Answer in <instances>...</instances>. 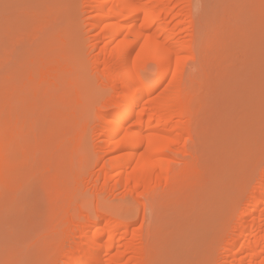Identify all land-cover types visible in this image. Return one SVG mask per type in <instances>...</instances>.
Returning <instances> with one entry per match:
<instances>
[{"label": "rangeland", "instance_id": "374dc122", "mask_svg": "<svg viewBox=\"0 0 264 264\" xmlns=\"http://www.w3.org/2000/svg\"><path fill=\"white\" fill-rule=\"evenodd\" d=\"M85 1L0 0V264H65L97 211L113 225L133 220L117 234L143 248L141 264L221 260L264 171V0H192L183 37L194 49L179 72L193 139L167 162L172 179L150 191L146 213L111 191L100 114L115 93L86 70L106 40ZM139 62L153 83L154 65Z\"/></svg>", "mask_w": 264, "mask_h": 264}, {"label": "bare ground", "instance_id": "6f19581e", "mask_svg": "<svg viewBox=\"0 0 264 264\" xmlns=\"http://www.w3.org/2000/svg\"><path fill=\"white\" fill-rule=\"evenodd\" d=\"M85 2V6L93 5L91 28L101 29L95 39L106 40L99 56L88 57L87 75L102 74L101 85L112 87L115 93L105 98V112L100 114V127L110 132L111 191L122 189L124 198H133L146 213L150 191L172 179L167 162L178 160L182 145L187 150L186 143L193 139L194 118L183 96L179 72L182 54L194 49L193 40L183 37L192 0ZM143 59L155 67L153 83L142 73L145 63L139 61ZM4 152L0 138V181ZM247 192L243 197L247 211L233 223L228 239L219 241L225 242L222 259L210 255L208 264H264V171L258 185ZM99 213L86 218L80 236H88L91 228L94 231L88 240L66 250V260L73 264H130L140 257L143 248L134 242L123 244L124 238L117 234L121 227L130 228L133 220L113 225L104 222ZM136 264H141V257Z\"/></svg>", "mask_w": 264, "mask_h": 264}]
</instances>
